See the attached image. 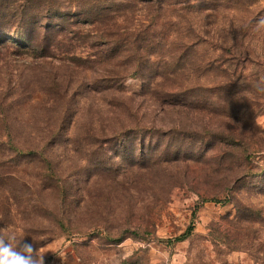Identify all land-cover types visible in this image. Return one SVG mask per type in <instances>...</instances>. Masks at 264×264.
Instances as JSON below:
<instances>
[{
    "label": "rangeland",
    "instance_id": "1",
    "mask_svg": "<svg viewBox=\"0 0 264 264\" xmlns=\"http://www.w3.org/2000/svg\"><path fill=\"white\" fill-rule=\"evenodd\" d=\"M0 12V228L45 264H264V0Z\"/></svg>",
    "mask_w": 264,
    "mask_h": 264
},
{
    "label": "clouds",
    "instance_id": "2",
    "mask_svg": "<svg viewBox=\"0 0 264 264\" xmlns=\"http://www.w3.org/2000/svg\"><path fill=\"white\" fill-rule=\"evenodd\" d=\"M256 30H264V17L257 21ZM22 240L8 227L0 228V264H45V253Z\"/></svg>",
    "mask_w": 264,
    "mask_h": 264
},
{
    "label": "trees",
    "instance_id": "3",
    "mask_svg": "<svg viewBox=\"0 0 264 264\" xmlns=\"http://www.w3.org/2000/svg\"><path fill=\"white\" fill-rule=\"evenodd\" d=\"M5 16V14H3V13H1L0 12V19H3V17ZM20 18L22 19V21L24 20V17H22V16H20ZM33 17H31V19H32ZM37 24L36 23H33V24H30L28 27H26V30L28 31V32H26V39H27V41H33V40H35V36L34 35H32V34H34L35 33V30H36V28H37V26H36ZM0 31H2L1 29H0ZM2 33L0 32V35H1ZM3 35V34H2ZM52 39H54V37L52 38ZM2 40V39H1ZM55 41V40H54ZM50 44L51 43H49V41H47L46 43H44V49H46V48H49L50 47ZM37 45H39V44H36V47H37ZM10 150H11V147H10V145H8V144H6V143H2V142H0V157H4V155L6 154V153H10ZM8 155V154H7ZM2 162L4 163L5 162V160H2ZM192 231V227L190 226L189 228H188V230L186 231V233L182 236V238H184V237H186V235L188 234V233H190ZM181 238V239H182Z\"/></svg>",
    "mask_w": 264,
    "mask_h": 264
}]
</instances>
